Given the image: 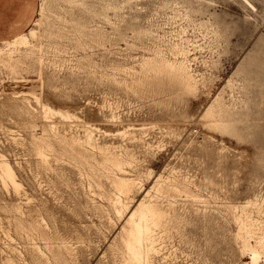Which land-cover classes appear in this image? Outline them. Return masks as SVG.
Segmentation results:
<instances>
[{"label": "rangeland", "instance_id": "374dc122", "mask_svg": "<svg viewBox=\"0 0 264 264\" xmlns=\"http://www.w3.org/2000/svg\"><path fill=\"white\" fill-rule=\"evenodd\" d=\"M82 1L83 5L76 6L54 4L52 10L61 18L47 31L42 28V32L53 33L42 37V81L32 68L11 74L0 66V154L11 163L23 186L14 194L0 184V242L5 243L4 250L0 248V264H45L39 261L34 245H43V240L35 231H19L17 222H35L52 240L64 241L76 264H123L119 250L110 246L123 221L112 207L115 194L108 176L115 170L100 168L102 154L95 152L96 171H90L85 163L72 160L67 142L60 143L54 136L51 140L58 155L50 153L41 160L31 134L40 135L46 123L37 112L31 117L13 111L11 105L20 104L12 91L25 89L41 92L49 105L74 112L106 132L128 123L144 125L135 130L142 136L139 143L93 131L99 143L118 146L110 151L128 148L132 154L125 170L137 182L131 194L123 197L129 207L159 176L187 181L188 193L168 190L157 195L158 202L171 211L175 227L163 239L154 264H242L248 258L238 250L236 225L226 207L264 196V0ZM36 2L34 19L39 17L40 0ZM186 10L189 19L184 16ZM207 19L211 25L201 23ZM76 22L89 28L97 25L104 32L97 39L88 29L79 34L71 25ZM147 24L162 39L182 36L189 57L194 58L192 67L205 77L198 91L183 97L166 95L158 89L124 85L125 74L111 76V63H132L152 46L151 37L132 34V29ZM230 76L235 84L229 87L226 80ZM219 91L238 112L231 132L221 133L200 117ZM28 98L29 105L37 107ZM112 113L114 121L109 120ZM53 120L60 135L83 134L79 120ZM11 205H19L21 214L10 210ZM249 211L264 222L263 204L250 205Z\"/></svg>", "mask_w": 264, "mask_h": 264}, {"label": "bare ground", "instance_id": "6f19581e", "mask_svg": "<svg viewBox=\"0 0 264 264\" xmlns=\"http://www.w3.org/2000/svg\"><path fill=\"white\" fill-rule=\"evenodd\" d=\"M56 1L64 2L69 6L83 5L84 3L82 0H40L39 11L37 13L39 14V17L32 20V26H30L28 30L21 32L10 39L0 40V66L2 68L7 69L11 74L18 73L21 70L28 71L29 68H32L36 71L37 78L42 81L44 60L43 48L45 47L42 37H50L53 34L52 31L42 32V28L44 27V30L47 31L51 27L53 21L61 18L52 10ZM244 1L248 2V0ZM108 5L116 7L117 3H108L106 6ZM189 13V10L185 11L184 16L186 19H189ZM201 23L207 24L210 23V20L207 19L203 22L201 21ZM211 24L212 22L210 25ZM71 25H73V29L78 31L79 34H85V30L88 29L91 37L95 39L100 38L104 32V30L97 25L92 28H89L87 24L81 22H76L75 24L72 23ZM195 25H197V23ZM155 33L152 24H147V26L145 25L137 30L132 29V34L134 35H147L148 38L151 37L154 40L152 42L153 44L147 48L148 51L146 54L143 53L141 56L139 55L140 57L135 58L132 63H130V61L125 64L113 62L110 66L108 65L112 72L111 76L115 74H125L126 77L122 80L120 79L124 85L128 87H141L147 90L158 89L161 90L160 92L165 91L167 93L166 95L174 94L175 96L183 97L198 91V87H200L199 84L203 83L205 77L192 67V61L194 58L189 57V49L184 45V39L181 38L182 36L178 38L169 37L162 39L163 37L156 35ZM212 33L216 36L219 35L216 30H213ZM84 43L79 42L81 46L82 44L85 45ZM242 67V64L239 65L236 72H239ZM22 79L23 81H26L24 77H22ZM209 79L211 80V78ZM233 82L234 81L230 76L226 80V85L231 86L232 84H235ZM30 83L32 82L30 81ZM220 91L209 100L201 111L200 117L205 124L221 133L231 132V126L235 119L234 116L238 112L225 102L226 99L223 98V93L221 94L222 91ZM11 95L14 99L20 98V104L17 103V101L11 104L13 111L16 110L19 113H26L29 115L31 113L33 114V111H35V113L37 112V114L40 115L41 120L46 123L45 126H42L40 135L36 136L34 133L31 134V142L34 145L36 154L41 160L45 161L48 154L58 152L57 149L53 147L51 136L58 138L60 143L67 142L70 146L68 151L72 160L79 164L85 163L90 171L93 168H95L96 171V167L92 163V160L96 157L94 156V153L99 152L102 154L101 160H98L99 167L102 169L110 168L111 170H115L108 176L109 183L115 194V196L111 198V200L114 199L112 207L117 215H122L123 217L119 230L113 236L110 246L117 251L119 250L123 264H154L156 257L161 254L160 250L164 242L163 239H165L166 236H169L171 229L175 227L172 222L173 218L170 217L171 211L158 202L157 195L168 190H179L188 193L189 187L187 181L177 177L170 178L162 177L163 175L161 177L159 176L154 180L155 182L152 187L148 189L140 199H137L134 204L132 203V207L131 205L129 207L127 202L123 200V197L127 198L131 194V190L137 182V178L132 177L133 175H128L125 170L127 166L131 165L132 154H130L131 152L129 153V151H127L128 148L124 146L120 147V149L126 148L123 152L115 153L110 151L112 148L118 146L109 143H99L97 138L94 137L93 132L95 130L99 132L101 131L102 134L117 135L123 139L128 138L132 142L138 141L139 143V141L142 140V136H137L135 130L144 129V125L136 127L133 124L128 123L115 132H106L97 126H93L91 123L82 121V119H80L74 112L49 105L43 101L41 92L36 93L32 89H25L12 91ZM28 97L32 98L34 105L36 104L37 107L29 105L30 99ZM235 98H233V101ZM16 111L15 114L17 113ZM54 118H58L59 121L61 120L64 122L68 121L73 123L75 120H79L80 123L83 122L81 123L83 126V134H68L69 136L65 134L60 135L57 130V123L53 120ZM115 118L116 116L112 113L109 120L114 121ZM31 126L35 127V124L32 122ZM145 144L147 146L151 145V143L147 142H145ZM145 144L143 145L146 146ZM151 146H153V144ZM117 151L118 150L116 149V152ZM89 175L92 176V172H89ZM95 183L99 184L96 180ZM0 184L2 185V188H5L6 190L11 189L14 194H19V192L23 190V186L17 179L13 166L4 158L3 154H0ZM257 202L264 205V196H254V198L248 199L243 203L237 205L229 204L226 207L229 212L227 216L230 215L229 217H231L236 225V232L234 235L239 239V245L237 244L238 250L242 256H247L248 258V260L243 261L242 264H264V222L254 218L251 214L252 212H250L251 210L249 211V206L253 204L255 206ZM256 208L257 211H260L259 206ZM9 209L18 214H21L22 212L19 205H11ZM41 223L46 224V221L41 219ZM16 228L19 231L27 232L28 230H32L33 232L35 231L38 233L39 237L43 240V245H34L39 261H42V263L76 264L73 260L74 253L67 249L65 242L52 240V237L39 228L37 223L28 222L25 224L17 222ZM8 236L9 239H13L12 236ZM57 243L63 244L61 246L63 248L57 246ZM8 261L10 263L12 262L10 258H8ZM163 262H165V260H163Z\"/></svg>", "mask_w": 264, "mask_h": 264}, {"label": "crops", "instance_id": "0c3cea01", "mask_svg": "<svg viewBox=\"0 0 264 264\" xmlns=\"http://www.w3.org/2000/svg\"><path fill=\"white\" fill-rule=\"evenodd\" d=\"M37 12L36 0H0V40L24 32Z\"/></svg>", "mask_w": 264, "mask_h": 264}, {"label": "built area", "instance_id": "2783aa9c", "mask_svg": "<svg viewBox=\"0 0 264 264\" xmlns=\"http://www.w3.org/2000/svg\"><path fill=\"white\" fill-rule=\"evenodd\" d=\"M5 242V241H4ZM4 245H5V243H3V241H1L0 242V248L2 249V250H4Z\"/></svg>", "mask_w": 264, "mask_h": 264}]
</instances>
